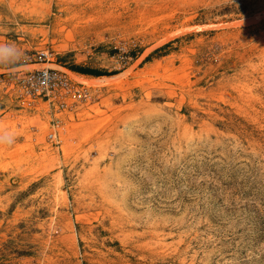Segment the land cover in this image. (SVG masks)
I'll use <instances>...</instances> for the list:
<instances>
[{"label":"rangeland","instance_id":"rangeland-1","mask_svg":"<svg viewBox=\"0 0 264 264\" xmlns=\"http://www.w3.org/2000/svg\"><path fill=\"white\" fill-rule=\"evenodd\" d=\"M0 42V264H264V0H0ZM40 49L61 111L2 82Z\"/></svg>","mask_w":264,"mask_h":264},{"label":"built area","instance_id":"built-area-1","mask_svg":"<svg viewBox=\"0 0 264 264\" xmlns=\"http://www.w3.org/2000/svg\"><path fill=\"white\" fill-rule=\"evenodd\" d=\"M37 55V61L42 66L32 69L17 67L10 70L2 79L4 86L17 93L23 101L30 103L45 101L56 111L68 107L73 98H82L86 95L85 85L74 82L67 71L46 65L53 60V54L49 49H40ZM59 126L60 119L56 117L53 125L55 132L48 135L51 140L57 138Z\"/></svg>","mask_w":264,"mask_h":264},{"label":"clouds","instance_id":"clouds-1","mask_svg":"<svg viewBox=\"0 0 264 264\" xmlns=\"http://www.w3.org/2000/svg\"><path fill=\"white\" fill-rule=\"evenodd\" d=\"M24 53L15 43L0 42V67H11L18 64ZM16 140V134L0 122V147L11 146Z\"/></svg>","mask_w":264,"mask_h":264},{"label":"trees","instance_id":"trees-1","mask_svg":"<svg viewBox=\"0 0 264 264\" xmlns=\"http://www.w3.org/2000/svg\"><path fill=\"white\" fill-rule=\"evenodd\" d=\"M72 69L76 70V71H79L81 73H84V74H90V75H95V76L110 75V74L117 73V71H114L112 73H105V72L98 71L96 69H91V68H88V67H74Z\"/></svg>","mask_w":264,"mask_h":264},{"label":"bare ground","instance_id":"bare-ground-1","mask_svg":"<svg viewBox=\"0 0 264 264\" xmlns=\"http://www.w3.org/2000/svg\"><path fill=\"white\" fill-rule=\"evenodd\" d=\"M61 48H62V47H61ZM50 65H51V66H54V67H58L57 64H56V65H55V64H50ZM104 77H105V76H104ZM104 77H103V78H104ZM106 78H107V77H106ZM96 79H101V78H100V77H96ZM66 133H67V132H66ZM63 134H64V133H63Z\"/></svg>","mask_w":264,"mask_h":264},{"label":"crops","instance_id":"crops-1","mask_svg":"<svg viewBox=\"0 0 264 264\" xmlns=\"http://www.w3.org/2000/svg\"><path fill=\"white\" fill-rule=\"evenodd\" d=\"M82 75H85V74H82ZM99 77H101V76H99Z\"/></svg>","mask_w":264,"mask_h":264}]
</instances>
